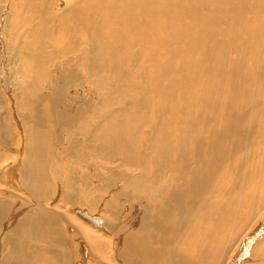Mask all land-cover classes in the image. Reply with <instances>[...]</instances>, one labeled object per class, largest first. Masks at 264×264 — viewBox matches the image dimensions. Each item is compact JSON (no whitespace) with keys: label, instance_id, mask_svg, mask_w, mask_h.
Wrapping results in <instances>:
<instances>
[{"label":"bare ground","instance_id":"obj_1","mask_svg":"<svg viewBox=\"0 0 264 264\" xmlns=\"http://www.w3.org/2000/svg\"><path fill=\"white\" fill-rule=\"evenodd\" d=\"M14 3L0 264H264V0Z\"/></svg>","mask_w":264,"mask_h":264},{"label":"rangeland","instance_id":"obj_2","mask_svg":"<svg viewBox=\"0 0 264 264\" xmlns=\"http://www.w3.org/2000/svg\"><path fill=\"white\" fill-rule=\"evenodd\" d=\"M9 1H11V0H9ZM12 2H16V4L14 3V6H15V12H18V13H20L21 12V8H22V0H12ZM19 2V3H18ZM20 6H19V5ZM10 8V7H9ZM24 12V11H23ZM22 12V13H23ZM18 19V18H17ZM22 24H24L23 22H22ZM19 27H20V29H19ZM19 27H15L14 29H12L11 30V35L12 36H10L9 38H8V41H9V44L10 45H13L14 46V44L13 43H15V46H17V43L16 42H14V40L15 41H17L18 42V40L19 41H21L22 40V38H24L25 39V35L23 34L24 33V29H23V27L22 26H19ZM12 28V26H10L9 28H8V30L9 29H11ZM8 36H9V34H8ZM7 36V37H8ZM24 36V37H23ZM12 37H14V38H12ZM13 39V40H12ZM26 41H30L29 39H26ZM9 44H7V46H6V48L8 49V48H10L9 46ZM37 45V44H36ZM38 47V46H37ZM59 48V47H58ZM11 54H12V52H11Z\"/></svg>","mask_w":264,"mask_h":264},{"label":"water","instance_id":"obj_3","mask_svg":"<svg viewBox=\"0 0 264 264\" xmlns=\"http://www.w3.org/2000/svg\"><path fill=\"white\" fill-rule=\"evenodd\" d=\"M75 212L77 216L80 217L86 223L93 225L94 227L98 229H102L103 220L99 216L97 215L92 216L87 211H82L81 209H76Z\"/></svg>","mask_w":264,"mask_h":264}]
</instances>
